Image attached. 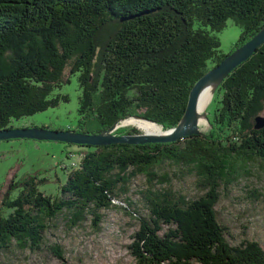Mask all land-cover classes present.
I'll return each mask as SVG.
<instances>
[{"label": "trees", "instance_id": "obj_1", "mask_svg": "<svg viewBox=\"0 0 264 264\" xmlns=\"http://www.w3.org/2000/svg\"><path fill=\"white\" fill-rule=\"evenodd\" d=\"M229 19L242 28L232 52L264 26V0H0V130L69 101L56 91L75 74L76 131L104 132L133 116L176 127L195 83L229 54L216 34ZM213 102L205 133L166 143L72 144L87 151L60 194H45L44 180L31 177L6 197L0 252L41 249L59 217L70 228L91 220L101 229L114 199L144 174L149 214L138 217L128 247L138 264H264L262 244L234 243L218 210L230 185L264 170V127H255L264 110V43L219 84ZM169 166L193 174L203 193L176 189Z\"/></svg>", "mask_w": 264, "mask_h": 264}, {"label": "rangeland", "instance_id": "obj_2", "mask_svg": "<svg viewBox=\"0 0 264 264\" xmlns=\"http://www.w3.org/2000/svg\"><path fill=\"white\" fill-rule=\"evenodd\" d=\"M241 33L242 28L229 19L223 30L216 32L221 42L220 51L230 53ZM77 77L78 74L73 75L70 83L56 91L68 94L69 101H62L56 107L13 120V128L75 130L80 117ZM213 98L201 113L200 133L212 128L211 120L217 106L215 102L212 103ZM258 116H264V110ZM129 118L132 117L123 120ZM123 120L117 123L115 131L128 128L144 133L134 125L121 124ZM86 151L77 145L58 141L27 138L0 140V206L7 196L18 195L24 187L22 182L31 177H37L36 182L44 180L39 183V188L45 194L57 196ZM184 169L177 166L166 168L171 171L176 189H181L190 197L201 195L203 192L197 179ZM258 169L253 168L251 174L241 177L225 190V194L222 193L218 210L223 223L232 230L231 240L234 243L248 238L258 240L264 247V170ZM147 186V176H136L130 191L114 199L113 203L118 206L105 211L101 229L93 227L91 220L84 222L81 227L70 228L67 220L59 217L45 232V242L41 249L22 250L15 246L1 251L0 264H138L128 247L134 242L133 236L139 229L138 217L149 214L140 194ZM163 186L167 185H158L157 188H164ZM130 202L132 203L129 204ZM56 244L61 245L64 250L62 259L58 257L59 252L51 248Z\"/></svg>", "mask_w": 264, "mask_h": 264}, {"label": "water", "instance_id": "obj_3", "mask_svg": "<svg viewBox=\"0 0 264 264\" xmlns=\"http://www.w3.org/2000/svg\"><path fill=\"white\" fill-rule=\"evenodd\" d=\"M263 43L264 26L251 39L236 47L220 63L205 73L191 89L187 108L178 125L165 130L166 133L164 134L152 135L145 132L117 134L114 132L117 128V124L111 126L106 131L99 133L79 132L76 130H54L46 127H12L0 130V140L27 138L39 141H58L77 145L104 146L116 143L145 144L174 142L186 136L200 133L199 118L201 114L198 112V101L203 89L207 85L213 83L218 86L231 71L252 56ZM132 118L153 122L141 116H133ZM255 127L258 129L264 127V116L256 117Z\"/></svg>", "mask_w": 264, "mask_h": 264}, {"label": "bare ground", "instance_id": "obj_4", "mask_svg": "<svg viewBox=\"0 0 264 264\" xmlns=\"http://www.w3.org/2000/svg\"><path fill=\"white\" fill-rule=\"evenodd\" d=\"M216 88H217V85L215 83L209 84L201 92L200 97H199V101H198V112H199V114H201L202 111L205 110L207 105L212 100ZM200 119H201V116L199 118V122L202 121ZM121 124H123V125H134V126L138 127V129L144 131L145 133L152 134V135H158V134L166 133V132H163L164 129L161 125H159L157 123L149 122L146 120L137 119V118H129V119L123 120L121 122Z\"/></svg>", "mask_w": 264, "mask_h": 264}, {"label": "flooded vegetation", "instance_id": "obj_5", "mask_svg": "<svg viewBox=\"0 0 264 264\" xmlns=\"http://www.w3.org/2000/svg\"><path fill=\"white\" fill-rule=\"evenodd\" d=\"M22 185H24V181L22 182Z\"/></svg>", "mask_w": 264, "mask_h": 264}]
</instances>
